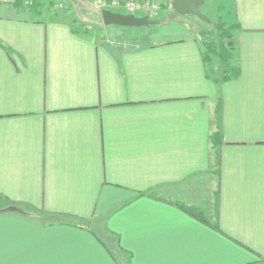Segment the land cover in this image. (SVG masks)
<instances>
[{
	"label": "crops",
	"instance_id": "0c3cea01",
	"mask_svg": "<svg viewBox=\"0 0 264 264\" xmlns=\"http://www.w3.org/2000/svg\"><path fill=\"white\" fill-rule=\"evenodd\" d=\"M205 5L236 25L233 78L206 76L210 27L125 44L0 0V264H119L90 228L113 205L127 264H264V0Z\"/></svg>",
	"mask_w": 264,
	"mask_h": 264
},
{
	"label": "rangeland",
	"instance_id": "374dc122",
	"mask_svg": "<svg viewBox=\"0 0 264 264\" xmlns=\"http://www.w3.org/2000/svg\"><path fill=\"white\" fill-rule=\"evenodd\" d=\"M213 1L214 0H207V4H210ZM53 4L54 5H53L52 9L54 11H56V9L59 8V10H57V11H64L65 13H68L69 17H71V19L75 18L78 20V22H80L79 25L81 24V26H82L81 28L90 29L92 31V34L95 35V37H97V38L100 37V38H105L107 40H111L112 38H114V39L116 38L125 44L133 43V41L137 40V42L136 41L135 42L139 44L138 40L144 34H150V33L155 34V31L158 30L157 25H159V24H157V25L153 24V27H150L151 25L150 26L146 25L143 27L121 26V27H123L122 30L116 32L111 28V27H114L113 25H111V24L110 25H103L100 22L99 14L96 15L92 10H90L89 8H87L83 4H80V3L79 4L78 3L73 4L70 0H68V1L60 0V1H57L55 3L53 2ZM200 9L209 18H212V12H211L210 6L208 7L207 5H205V6L202 5L200 7ZM162 10L163 9H160V4H159L158 9H150L146 13L150 17L159 18V19L163 20L162 22H166L167 25H166V23H164L166 25V27L168 26V28H166V29H169V27H176V29L179 32H182L183 34H187L189 32H198V31H200V29H205L206 27H210V28H212L211 31L214 32L215 34H217L215 32V27H214L213 22L212 23L209 22L206 24V22L204 20L198 18L195 15H192V14H190V15L189 14L178 15V14H175V12L173 10H170L169 12H167V14L164 13L165 14L164 15ZM133 12L135 14H138V15L140 14L139 10H134ZM83 15H87L92 21H90V22L86 21L85 19H83L84 18ZM79 18L80 19L82 18L85 21L80 20ZM167 21H169V22H167ZM181 26L183 28H181ZM160 27L161 26H159V28ZM175 34H176V32H171L169 30L166 33L167 36H171V35H175ZM215 62H216V60H215Z\"/></svg>",
	"mask_w": 264,
	"mask_h": 264
},
{
	"label": "trees",
	"instance_id": "16d2710c",
	"mask_svg": "<svg viewBox=\"0 0 264 264\" xmlns=\"http://www.w3.org/2000/svg\"><path fill=\"white\" fill-rule=\"evenodd\" d=\"M25 1H28L25 3ZM12 5L16 8H27L28 11L33 13L34 15H40L42 8L47 5L48 7H53V0H48L46 2L42 0H12ZM169 5H165L164 9ZM175 14H177L175 12ZM150 17V16H149ZM153 18V17H150ZM163 20H161L162 22ZM74 26L72 30L77 33H88L89 29L81 28L80 22L77 19H73ZM78 23V24H77ZM215 27L214 32H210L207 39L202 40V45L204 47L203 59L206 65V76L210 78L214 82H218L220 80H226L235 77L238 74V67L232 63V60L235 57L236 50V42L234 40L233 31L235 29L234 24H226L221 20H217L213 22ZM157 25V24H156ZM118 26V25H116ZM150 26V25H149ZM143 27V26H142ZM153 27V24L150 26ZM151 34H144L138 42L141 44H149L151 43ZM137 42V40H135ZM217 61L221 66V75L220 77L215 76V68L214 61ZM214 134H212V143L217 144L221 141V128L220 126ZM14 203V202H11ZM191 214L195 216L201 215L202 211L199 208H185ZM9 210V209H1ZM101 239V238H100ZM101 241L106 245L103 239ZM113 255V254H112Z\"/></svg>",
	"mask_w": 264,
	"mask_h": 264
},
{
	"label": "water",
	"instance_id": "95a60500",
	"mask_svg": "<svg viewBox=\"0 0 264 264\" xmlns=\"http://www.w3.org/2000/svg\"><path fill=\"white\" fill-rule=\"evenodd\" d=\"M206 1L207 0H171L170 6L176 13L180 15L192 14L206 22H209L210 19L208 18V16L203 13L200 9V7ZM100 16L105 25L115 24L125 27H142L146 25L159 24L161 22V19L150 18L149 15L139 16L131 12L122 13L110 9H101ZM116 206L117 205H113L109 207L102 215L93 217L90 223V228L101 239L104 240L109 250L116 257L119 264H127L123 260L121 252L115 243V237L110 235L109 232H107L101 227L102 221L108 217L111 210L114 209Z\"/></svg>",
	"mask_w": 264,
	"mask_h": 264
},
{
	"label": "built area",
	"instance_id": "2783aa9c",
	"mask_svg": "<svg viewBox=\"0 0 264 264\" xmlns=\"http://www.w3.org/2000/svg\"><path fill=\"white\" fill-rule=\"evenodd\" d=\"M28 1H25L27 3ZM95 4L97 7L101 9L108 8H125L130 11L134 10H150V9H158L159 4L156 2L144 1V2H135V1H126L120 2L118 0H95ZM56 10H59L57 8Z\"/></svg>",
	"mask_w": 264,
	"mask_h": 264
}]
</instances>
